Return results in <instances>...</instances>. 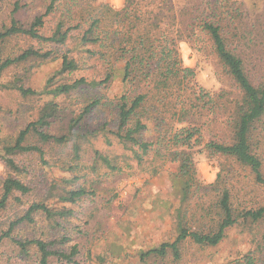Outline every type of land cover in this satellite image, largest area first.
<instances>
[{
	"label": "trees",
	"instance_id": "trees-1",
	"mask_svg": "<svg viewBox=\"0 0 264 264\" xmlns=\"http://www.w3.org/2000/svg\"><path fill=\"white\" fill-rule=\"evenodd\" d=\"M61 2L50 0L45 13L38 15L30 25L13 16L11 24L0 29V80L13 64L57 57L55 48L44 50L34 43L18 55L5 57L7 43L13 37L64 46L66 50L60 56L61 67L47 80L42 90L18 82H3L0 86L18 90L27 97L47 94L54 98L70 95L86 86L97 88L88 96L79 116L71 121L70 128L77 126L83 116L100 108L107 119L100 131L109 144L112 143L111 136H114V144L129 150L138 164H142L150 154L165 163L177 164L175 189L181 196L175 214L178 234L173 241L142 251L141 261L164 264L170 255L178 261L182 257L181 245L186 240L215 246L225 238L227 230L240 221L264 223V158L255 137L257 126L264 124V82L255 83L247 71L243 42L246 37L242 27L231 25L227 18L229 13L219 11V6L216 9L212 7L207 15L202 12L195 15L189 8L177 13L175 6H169L170 0H125L121 9L106 5L111 14L109 19L104 13L83 15L77 19L74 12L65 7L51 35L42 33L45 17L55 15L61 9ZM18 9L17 5L15 12ZM104 19H107V24ZM186 39L199 50L210 49L238 86L239 96L229 101L225 108L232 132L227 142L206 140L203 136L204 124L200 125L199 117L205 111L216 113L223 105L218 97L195 83L196 70L184 64L179 44ZM201 41L205 43L200 44ZM119 66L123 70V80L133 83L135 89L114 97L101 94L99 89L112 82ZM98 67L102 70L96 74L102 75L99 79L95 76L90 79L88 75L69 77L77 71ZM59 113V101L45 102L34 120L1 145L0 160L10 172L0 175V212L7 211L16 203L19 205L21 198L32 191V187L16 175L23 171L18 158L25 153H38L44 158L45 146L53 142L66 143V135L59 136L50 130ZM78 148L75 144V151ZM202 154L243 167L254 183L238 184L242 182L240 173L235 182L233 171L228 168H222L214 182H203L197 177L195 165V156ZM95 159L118 168L114 159L100 150H96ZM58 187L50 185L45 199L33 201L22 215L10 220L8 229L0 235V244L10 239L19 255L29 257L37 264H51L55 258L78 264L76 243L66 252L51 248L54 242L45 238L14 235L19 225L35 224L37 214L58 223L59 219L73 215L71 207L55 206L48 201L51 190L54 193ZM86 194L83 187H61L57 199L62 203H75ZM209 194L210 202L207 204L205 196ZM196 196L198 202L192 211L190 200ZM65 241L71 239L64 237L62 242ZM228 264H264V236L263 241L257 240L253 249Z\"/></svg>",
	"mask_w": 264,
	"mask_h": 264
},
{
	"label": "rangeland",
	"instance_id": "rangeland-1",
	"mask_svg": "<svg viewBox=\"0 0 264 264\" xmlns=\"http://www.w3.org/2000/svg\"><path fill=\"white\" fill-rule=\"evenodd\" d=\"M50 0H2L0 2V29L9 26L15 16L25 25H30L38 15L45 13ZM170 7L175 6L177 13L189 8L193 14L202 12L207 15L211 8L227 11L228 22L241 26L244 31L247 71L255 83L264 82V0H170ZM18 5V11L15 8ZM106 5L121 9L125 0H62L61 9L55 15H47L42 33L51 35L56 21L62 16L65 7H69L77 19L83 15L104 13L110 18ZM209 10V11H208ZM187 11V12H189ZM195 11V13H194ZM172 12V11H170ZM209 13V14H210ZM107 19L104 23L107 24ZM37 44L44 50L56 49V58L47 60H29L16 63L6 69L0 83H23L28 87L42 90L47 80L61 67L65 47L51 43L41 44L37 40L13 37L10 38L5 57L18 55L31 44ZM192 43V44H191ZM205 43L201 41L200 44ZM181 57L186 66L196 70L195 83L204 87L214 97H218L223 106L216 113L205 111L200 117V125L206 140L227 142L232 135L231 125L226 120L225 109L228 102L239 96L238 86L228 74L222 63L210 49L199 50L193 42L181 41ZM119 66L117 75L108 86H101L100 93L109 97L121 95L135 87L133 83L123 80L124 74ZM101 68H90L77 71L69 77L88 75L99 79ZM67 77V78H69ZM97 88H83L70 95L54 98L53 95L40 94L23 96L20 91L0 86V148L10 141L30 121L34 120L40 107L47 101L56 99L60 102L61 113L51 124V132L66 135V143H51L45 146V157L40 154L25 153L18 159L23 171L16 173L32 191L24 196L22 202L16 203L7 211L0 212V235L8 229L14 217L22 215L33 201L45 199L51 185H58L48 201L55 206L71 207L73 215L67 219L51 221L42 214L36 215V223L21 224L14 235L23 238H45L53 241L51 248L66 252L73 244L78 245L79 253L75 256L78 264H157L152 260L141 261L140 253L159 246L165 241L175 240L178 234L176 209L180 205L178 191L175 189L177 164L164 162L154 154L147 155L142 164L132 159L131 152L120 144L105 139L100 127L106 117L103 110L95 108L83 116L79 124L70 128L72 120L77 118L87 103L88 96ZM86 93H89L86 95ZM113 126V124H112ZM259 152L264 158V124L258 125L255 132ZM75 144L79 148L75 151ZM96 150L109 155L120 169L97 162ZM77 155V156H75ZM118 156V158H116ZM116 158V159H115ZM197 177L205 183H212L222 168L233 171L235 182L254 183V179L243 171V167L230 161L209 157L206 154L195 156ZM25 169V170H24ZM10 170L0 160V175ZM74 178L75 181L72 179ZM72 179V181H68ZM67 180L68 182H66ZM83 187L87 194L75 203L59 202V188ZM255 188L258 190L257 186ZM201 193H198V195ZM210 195H206L207 204ZM212 197V196H211ZM197 196L190 200L192 211L196 209ZM264 223L242 222L230 227L225 238L215 246L199 245L191 240L182 243V257L174 261L170 255L164 264H228L254 248L257 240L263 241ZM64 237L71 241L62 242ZM10 239L0 244V264H37L33 259L21 256ZM51 264H73L51 260Z\"/></svg>",
	"mask_w": 264,
	"mask_h": 264
}]
</instances>
